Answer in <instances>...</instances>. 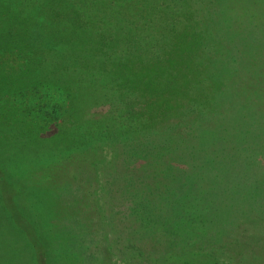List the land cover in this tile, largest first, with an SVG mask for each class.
<instances>
[{"label": "rangeland", "instance_id": "obj_1", "mask_svg": "<svg viewBox=\"0 0 264 264\" xmlns=\"http://www.w3.org/2000/svg\"><path fill=\"white\" fill-rule=\"evenodd\" d=\"M0 264H264V0H0Z\"/></svg>", "mask_w": 264, "mask_h": 264}, {"label": "trees", "instance_id": "obj_2", "mask_svg": "<svg viewBox=\"0 0 264 264\" xmlns=\"http://www.w3.org/2000/svg\"><path fill=\"white\" fill-rule=\"evenodd\" d=\"M147 9V8H146ZM154 10H155V8H153V7H151L150 9H148L147 10V16L149 15V13H153L154 12ZM161 21H162V24H164L165 23V19L164 18H161L160 19ZM51 24H52V22H51ZM33 30H32V33H35V32H37V31H39V32H41L40 34H42V36H43V38H45L46 37V35L44 34V31L42 30V28L39 26V27H34V28H32ZM44 45H42L41 47H39V48H42ZM43 49H45V48H43ZM121 62V61H120ZM116 63H118V62H116ZM143 106V105H142ZM140 107V112H139V109H138V112H139V115H140V117H139V120H142V117H143V115L145 114V111L144 112H142V108L143 107ZM144 107H146V105H144ZM144 121V120H143ZM156 129V128H155Z\"/></svg>", "mask_w": 264, "mask_h": 264}]
</instances>
